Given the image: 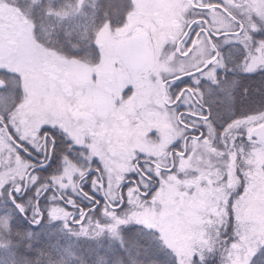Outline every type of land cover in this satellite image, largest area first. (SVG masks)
I'll return each mask as SVG.
<instances>
[{"label":"rangeland","instance_id":"1","mask_svg":"<svg viewBox=\"0 0 264 264\" xmlns=\"http://www.w3.org/2000/svg\"><path fill=\"white\" fill-rule=\"evenodd\" d=\"M94 1L80 0L77 10H72L70 14L80 12L84 3ZM36 2L37 0H0V67L16 71L19 65L32 72L30 97L32 103L24 110L28 109L34 123L46 117L49 121L72 127L73 120L67 114V103L73 96L76 102L82 100L78 99L76 89L85 84L93 100L100 102L102 106L109 103L107 108L114 114L118 113V118L126 109L132 113L129 124L115 119V127L111 125L110 117H107V125L111 130L108 141L113 145L116 176H122L124 168L131 171L133 157L139 151L156 157L167 152L170 143L178 134H182L183 130L176 126L175 117L169 119L170 114L166 112L168 107L162 104L159 75L166 69L169 71V66L177 63L178 57L174 56L171 49L181 33L178 27L183 25L180 19L181 8L187 0H136V12L140 9L138 14L143 17L140 24L117 28H110L108 24L103 26L95 44L102 43V61L107 69L110 65L107 59L113 57L115 44H119L123 36L125 37L130 31L134 33L141 31L148 35L145 36L150 53L148 63L138 73L119 69L115 72L119 76L117 79L110 74L99 75L98 88L92 87L91 69L88 65L82 68L75 65L77 61H71L73 66H70L68 56L44 44L37 37L33 38L32 26L35 24L33 6ZM18 4L23 7V13ZM37 39L41 46L37 45ZM53 51L56 53L55 56L52 55ZM184 64L186 65V62ZM69 69H73V74L68 71ZM82 77L86 79L84 84L79 82ZM123 82L129 83L132 88L120 102L119 94L123 91ZM81 88L85 93L84 88ZM129 97L131 107L127 103ZM28 126H30V120L27 121ZM226 126L221 129V132ZM221 132L216 129L217 139L214 138L215 134H212L209 138L211 144L195 142L187 157L177 159L180 165L185 164L186 168L183 169L176 184L162 185L151 197L135 195L129 203L127 214L154 213V216L149 215L147 219L159 223L161 214L167 209L168 215L164 218V222L174 237L190 241L196 253L203 252L205 261L218 251L220 264H230L224 241L233 239L232 232L237 227L234 215L232 219L223 216V226L219 222L214 226L202 225L200 220L203 218L217 221L219 218L211 214L213 206H217L216 211L222 213L226 201L231 200L235 204L238 197L244 195L243 189L248 181L244 180L241 183L238 173L247 170L255 176L260 166L247 165L245 160L251 157L246 158L239 153H236V157L233 158L236 149L233 148L230 139L227 143L222 142L219 136ZM236 143L239 144L240 141ZM4 159L0 156V177L2 170L5 172ZM11 162H13L12 157ZM74 169L77 168L67 163L60 174H52L51 177H65V170L77 176L78 173ZM8 171L10 169L6 172ZM262 198H264V184L257 180L252 189L251 200L242 201L239 207L248 214L253 208L259 206ZM53 206L56 205L53 204ZM65 223L73 235L87 238L113 237L108 232L99 233V230L91 225L85 232L79 225L71 227L69 220ZM131 224L135 223L129 225ZM201 230L206 232L205 238L209 240L212 251H209L208 247L202 245L196 238ZM240 230L244 231L243 225L240 226ZM197 258L199 259L198 255Z\"/></svg>","mask_w":264,"mask_h":264},{"label":"snow or ice","instance_id":"2","mask_svg":"<svg viewBox=\"0 0 264 264\" xmlns=\"http://www.w3.org/2000/svg\"><path fill=\"white\" fill-rule=\"evenodd\" d=\"M17 6L23 13V7L19 4ZM197 12L203 13L204 18H190L192 14ZM181 13L180 19L183 21V25H178V27L186 39L182 41L183 48H177L176 51L180 52L190 66L182 72L173 71L170 76L163 77V83L167 87L164 104L168 105L166 112L170 114L169 119L172 117L177 119V127L183 125L190 128L192 121L203 124L208 129V133L205 135L204 132H200L197 139L202 137L203 143L209 144L211 141L208 137L215 134L214 138L217 139V133L210 119L211 114L206 115L203 111L201 82L206 80L214 85L220 84L218 78L220 70L227 69L221 51V42L227 44L235 41L243 46L246 55L241 65L242 71L246 73L264 72V39L256 41L254 37L255 33L264 32V0H223L222 4L213 3L211 0H187V3L181 8ZM51 14L49 12V15ZM213 15L223 17L226 23L221 27H212ZM184 25L188 27L185 29ZM192 25L196 27L194 28ZM36 35L37 28L33 24L32 36L34 39ZM36 43L41 46L38 39ZM71 47L75 48L76 45H71ZM52 55L55 56L56 53L53 51ZM184 77L191 78L193 87L185 88L178 94H174L171 91L172 86L177 80H182ZM31 80L32 72L19 65L16 71L0 67V131L5 133L8 146L12 150V161L21 163L25 168H32V172L28 173L27 182L12 179L0 185V195L7 194L15 208L23 214L27 209L19 201L25 192L32 186L38 185L36 196L39 197L42 189L46 193L55 183L60 190V198L59 203H56V194L51 196V200L56 206H50L47 209V218L50 222H67L71 219L85 232L91 225L96 227L99 233L108 232L117 238L121 237L122 226L135 223L157 234L162 244L175 255L177 264H204L206 258L202 251L196 253L190 241L172 235L168 225L164 222V218L168 215L167 209L161 214L159 223L147 219L149 215L154 216V213L134 212L132 215L127 214L130 203L129 196L134 188L131 181L133 179L139 180V177L136 176L135 172L128 174L129 170L124 168L123 172L126 175L118 176L119 183L116 188L119 189V194H117L110 187L109 175H97V173H105L108 170L95 152L88 157L92 163L95 162L97 165L95 172L91 169L87 173L80 169H74L78 173L77 176H74L71 171L65 170V177H50V183H41V177L36 174L37 167L35 165L46 166L41 158L48 160L51 158L56 151L58 137L67 141L69 151L74 147L82 146L83 142L73 140L60 124L49 121L46 117L41 118L34 125L30 136L21 135L20 122L17 116L25 105L32 102L30 99ZM181 104L187 107L186 112L178 110V106ZM185 116L188 118L185 119ZM219 136L224 143H227L229 139L231 140L233 148L236 149L233 158L236 157V153L246 158L251 157L247 158L245 163L247 165L258 164L260 168L255 176L247 170L239 172L238 179L240 182L248 181L247 186L243 189L244 195L238 197L235 204L231 200L226 201L222 213L216 211L217 206H213L211 214L219 218L217 221L202 218L200 223L214 226L215 223L219 222L223 226L222 217L228 216L229 219H232L234 215L237 227L232 232L233 239L224 241L228 260L230 264H258V257H264V198L260 200L259 206L253 208L248 214H245L239 205L242 201L251 200L252 189L257 180L264 184V110L233 119ZM237 141L240 143L237 144ZM174 147H180L179 142ZM33 154L40 157L35 163L30 158ZM63 159H67V156L65 155ZM11 166L10 164L9 167ZM139 167L144 169L143 165H139ZM144 171L149 177L153 176L152 172L146 169ZM156 175L158 176L159 173ZM125 179L129 182L124 183ZM77 180L80 181L79 184L76 183ZM86 181L90 183L93 193L99 194V198L96 195H89L85 191L84 184ZM72 195L83 197L92 201L93 204L91 207L86 205L81 208L77 200L72 198ZM149 195L151 194L149 193ZM71 208H75L76 213H73ZM32 213L40 218L35 221L36 223L45 219V212L41 208L39 199L34 202ZM0 223L6 231L11 232L12 219L10 216L0 220ZM241 225L244 226L243 232L240 230ZM217 234L219 236V230ZM205 236L206 232L201 230L196 238L202 245L207 246L209 251H212V246ZM0 247H7V245H0ZM197 255L199 256L198 260L195 258Z\"/></svg>","mask_w":264,"mask_h":264},{"label":"flooded vegetation","instance_id":"3","mask_svg":"<svg viewBox=\"0 0 264 264\" xmlns=\"http://www.w3.org/2000/svg\"><path fill=\"white\" fill-rule=\"evenodd\" d=\"M80 1V0H79ZM213 3H223V0H211ZM130 6L125 7L126 14L124 16L123 23L120 25L116 24H108L110 28L124 27L129 25L133 27L134 25L140 24V20L143 18L140 16L139 10L136 12V0H129ZM78 6V3H77ZM118 19V16L116 17ZM190 18L201 19L204 18L203 13H194ZM223 17L213 15L212 27H221L225 24ZM104 24L103 26H105ZM102 26V27H103ZM194 28L195 25H192ZM102 27H99L95 40L99 36V31ZM188 26L185 25V29ZM148 36L145 32H136L130 31L126 34L123 40L119 44H115L113 50V57L111 59H107L109 62V68L103 63V56L101 54V49H103L102 43L99 42L97 45V49L87 53L85 57L82 56H73L68 55L62 52L64 55L68 56V64L71 65V61H77L75 65L84 68V65H88L91 69V84L92 87L98 88L99 75H107L110 74L114 76L116 79L119 77L115 74V72L125 71V72H140L144 66L148 63L149 60V45L146 42V36ZM143 38H142V37ZM255 40L259 41L264 39V32L255 33ZM186 37L183 35L181 31L178 39L172 46V51L174 52V56L178 57L176 60V64L169 66V71H163L160 73L161 77V96H162V104L164 107H168L167 104H164L165 96L167 95V87L163 83V77L170 76L171 72H182L185 68L189 67V63L181 56L179 51H176L177 48L182 49L183 43ZM43 42V41H41ZM44 43V42H43ZM46 44V43H44ZM48 45V44H46ZM52 46L56 49L57 47ZM125 49L126 53L123 52ZM59 50V49H58ZM221 51L224 55V60L227 65L226 70H220L219 73V85H214L210 81L202 80L200 85V90L203 95V100L201 103L203 104L204 113L211 114L210 119L212 121L213 127L221 132V129L230 123L233 119L241 118L246 115L255 114L258 112H253L246 115L236 116L233 105H234V92L237 90V84L240 82L241 77L244 75V71L241 69V65L243 63V58L246 55L244 48L241 44L233 41L231 43L224 44L221 42ZM123 52V53H122ZM161 53L158 55V57ZM186 62V65L184 64ZM136 65H139L136 68ZM163 69V68H162ZM69 72L73 74V69H69ZM110 72V73H109ZM160 72V70H159ZM257 77H262L264 72H257ZM79 80V79H78ZM79 82L84 84L86 79L83 77L79 80ZM122 82V81H121ZM123 91L119 94V101L122 102L124 98L129 94L131 90V85L129 83L123 82ZM84 88L85 93L82 88ZM86 85L78 86L77 97L78 99H82L81 101L76 102L75 97L67 103V114L73 120L72 127H66L63 123L60 124L73 138V140H80L83 142L82 146L74 147L71 151L68 150L67 141L62 137L57 138V147L55 153L48 159H42L43 164H46L44 167H39V165H35L37 167L36 174L41 177V183H50V177L52 174H60L63 168L67 163L73 165L77 169L83 170L85 173L91 169V171H96V163L91 162L88 157L92 156L93 152L97 154V157L103 162L104 166L108 170L105 173H97L99 176L109 175L110 176V187L119 194V189L116 188V185L119 183L118 176L114 174L115 166L113 164L114 159V150L113 145L108 141V136L110 134V128L108 127L107 117H110V123L113 127L116 126L114 120L117 119L121 123L129 124L130 123V115L132 114L128 109L125 110L124 114L118 118V113H112L108 108V104L102 106L100 102H95L93 100V96L88 92L85 88ZM193 87L191 78L184 77L182 80H177L176 83L172 86L171 91L174 94H178L179 91ZM19 91V89H17ZM71 96V94H69ZM32 101V98H30ZM32 103V102H31ZM128 105L131 107L130 97L127 101ZM31 104L25 105V107L30 106ZM112 105V104H110ZM24 107V108H25ZM22 108L20 113L17 116V119L20 122V131L21 135L28 137L32 134V129L35 125L32 116L28 113V109L24 110ZM179 111H187V107L183 104L178 106ZM185 119L188 117L185 116ZM30 120V126L27 127V121ZM175 123L177 125V119L175 118ZM183 130V133L178 134L174 140L170 143L167 152L162 153L160 156L156 157L150 154H146L143 152H138L134 155L132 160V169L131 172H135L136 176L139 177V180L133 179L131 183L134 188L132 190L131 195L129 196L130 203L135 195L141 197H151L153 194L164 184H176L179 176L182 174L183 169L186 168V165H180L177 161L178 158L187 157V155L191 152L193 144L195 142H202L203 138L197 139V135L200 132H204L205 135L208 133V129L199 122L192 121V126L190 128H186L185 126H180ZM221 127V128H220ZM212 136V135H210ZM208 137V139L210 138ZM210 140V139H209ZM179 142L180 147H174V145ZM211 144V143H209ZM67 156V159H63L64 156ZM0 156L4 159V167L5 172L2 170L0 177V185L5 183L8 180L17 179L28 181V173L32 172V168H23L22 164L19 162H11L12 150L8 146L7 138L5 133L0 131ZM8 160L6 161V158ZM35 163L40 157L33 154L30 157ZM18 159V158H17ZM27 160V157H25ZM12 165L9 167V165ZM139 165H143L144 169L153 173V176L149 177L144 171L141 169ZM6 172L7 170H9ZM128 169V168H127ZM129 170V169H128ZM156 173H159L157 176ZM94 174V173H93ZM90 174V175H93ZM126 175L123 173L122 176ZM124 183H128L129 181L125 179ZM77 184L80 183L79 180L76 181ZM30 186V184H29ZM37 186H32L27 192H25L21 197L20 201L23 203L27 211L25 213H20L18 209L12 204L10 197L5 195H0V220L6 217H11L12 219V228L23 227L24 230H37L38 228L44 227V224L48 225V223H52L47 218V209L50 206H53V201L51 200V196L56 194L57 202L59 203L60 198V190L56 185H52L46 193L42 189L39 197L36 196ZM85 191L89 193V195H96L99 198V194H94L92 191V187L90 183L87 181L84 184ZM139 189V191H136ZM155 189V191H153ZM149 193L151 195H149ZM71 195V194H69ZM73 199H76L81 208L86 205L91 207L93 202L87 200L83 197H77L72 195ZM39 199L41 203V208L45 212V219L40 220L39 223H36V220L40 218L34 216L32 213V207L34 202ZM73 213H76L75 208H71ZM71 225L75 226L71 219H69ZM9 231H6L0 223V245H5V236ZM4 250V247H0V252Z\"/></svg>","mask_w":264,"mask_h":264},{"label":"trees","instance_id":"4","mask_svg":"<svg viewBox=\"0 0 264 264\" xmlns=\"http://www.w3.org/2000/svg\"><path fill=\"white\" fill-rule=\"evenodd\" d=\"M78 2L37 0L33 20L40 41L68 55L85 57L97 49L98 28L106 23L122 24L125 7L130 3L129 0H95L84 3L80 12L70 14L77 10ZM257 75V72H245L237 84L233 94L236 116L264 110V75ZM66 225L64 221H55L37 230L12 228L4 234L7 247L0 252V264H177V258L158 235L141 225L122 226L119 238L73 235ZM216 252L204 264H220ZM258 264H264V257H258Z\"/></svg>","mask_w":264,"mask_h":264},{"label":"water","instance_id":"5","mask_svg":"<svg viewBox=\"0 0 264 264\" xmlns=\"http://www.w3.org/2000/svg\"><path fill=\"white\" fill-rule=\"evenodd\" d=\"M141 37H142V36H141ZM142 38H143V37H142ZM121 50H123V52L126 53V50H125V49H121ZM123 52H122V53H123ZM138 66H139V65H136V68H138Z\"/></svg>","mask_w":264,"mask_h":264}]
</instances>
